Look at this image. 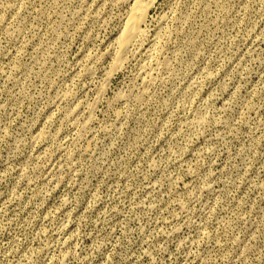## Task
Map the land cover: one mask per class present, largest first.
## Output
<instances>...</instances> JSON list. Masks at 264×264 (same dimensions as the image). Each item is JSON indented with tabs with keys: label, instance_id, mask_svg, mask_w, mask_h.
<instances>
[{
	"label": "rangeland",
	"instance_id": "374dc122",
	"mask_svg": "<svg viewBox=\"0 0 264 264\" xmlns=\"http://www.w3.org/2000/svg\"><path fill=\"white\" fill-rule=\"evenodd\" d=\"M134 2L0 0V264H264V0Z\"/></svg>",
	"mask_w": 264,
	"mask_h": 264
},
{
	"label": "bare ground",
	"instance_id": "6f19581e",
	"mask_svg": "<svg viewBox=\"0 0 264 264\" xmlns=\"http://www.w3.org/2000/svg\"><path fill=\"white\" fill-rule=\"evenodd\" d=\"M134 4L127 12L124 29L121 33L118 55L122 56L135 38L141 34V25L145 20L146 14L154 0H134ZM153 45V44H152Z\"/></svg>",
	"mask_w": 264,
	"mask_h": 264
}]
</instances>
